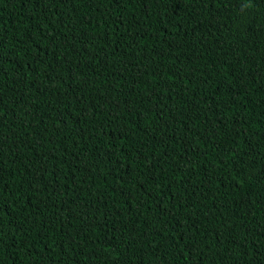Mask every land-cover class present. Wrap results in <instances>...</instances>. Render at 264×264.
<instances>
[{"label":"trees","instance_id":"obj_1","mask_svg":"<svg viewBox=\"0 0 264 264\" xmlns=\"http://www.w3.org/2000/svg\"><path fill=\"white\" fill-rule=\"evenodd\" d=\"M0 264H264V0H0Z\"/></svg>","mask_w":264,"mask_h":264}]
</instances>
